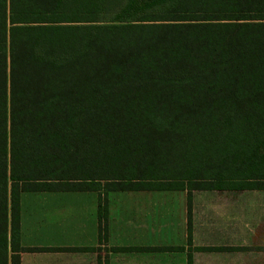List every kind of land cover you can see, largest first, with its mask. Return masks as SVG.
<instances>
[{
  "label": "trees",
  "instance_id": "16d2710c",
  "mask_svg": "<svg viewBox=\"0 0 264 264\" xmlns=\"http://www.w3.org/2000/svg\"><path fill=\"white\" fill-rule=\"evenodd\" d=\"M102 189H187L189 232L264 190V0H0V264L44 249L22 192Z\"/></svg>",
  "mask_w": 264,
  "mask_h": 264
},
{
  "label": "crops",
  "instance_id": "0c3cea01",
  "mask_svg": "<svg viewBox=\"0 0 264 264\" xmlns=\"http://www.w3.org/2000/svg\"><path fill=\"white\" fill-rule=\"evenodd\" d=\"M235 190L192 192L190 232L187 189L22 192L20 243L44 249L20 264H264L255 204Z\"/></svg>",
  "mask_w": 264,
  "mask_h": 264
},
{
  "label": "rangeland",
  "instance_id": "374dc122",
  "mask_svg": "<svg viewBox=\"0 0 264 264\" xmlns=\"http://www.w3.org/2000/svg\"><path fill=\"white\" fill-rule=\"evenodd\" d=\"M238 191L239 199L247 204L249 201L255 204L256 207V220L257 230L264 231V190L262 189H246V190H235ZM199 190H193V193H198ZM192 193V194H193ZM165 199V200H164ZM167 198H162V201H166ZM170 199V198H169ZM245 213L242 210V214ZM242 217V215H241Z\"/></svg>",
  "mask_w": 264,
  "mask_h": 264
}]
</instances>
